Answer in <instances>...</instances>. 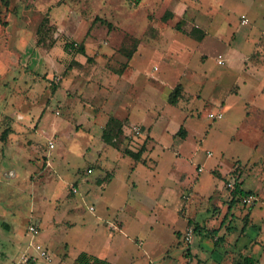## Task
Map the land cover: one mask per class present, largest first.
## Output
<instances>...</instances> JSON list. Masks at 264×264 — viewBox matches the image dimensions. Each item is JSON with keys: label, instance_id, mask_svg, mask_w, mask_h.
I'll use <instances>...</instances> for the list:
<instances>
[{"label": "rangeland", "instance_id": "1", "mask_svg": "<svg viewBox=\"0 0 264 264\" xmlns=\"http://www.w3.org/2000/svg\"><path fill=\"white\" fill-rule=\"evenodd\" d=\"M109 117L119 149L101 137ZM4 130L0 264L241 262L262 248L264 0L0 1ZM142 144L145 162L122 152ZM235 174L256 200L228 209Z\"/></svg>", "mask_w": 264, "mask_h": 264}, {"label": "trees", "instance_id": "2", "mask_svg": "<svg viewBox=\"0 0 264 264\" xmlns=\"http://www.w3.org/2000/svg\"><path fill=\"white\" fill-rule=\"evenodd\" d=\"M0 1L6 6L9 4V0H0ZM166 14L162 16L163 19H167L169 17ZM50 26L51 25L49 23V18L46 15L41 20V22L39 23L37 30H36L37 44H43V42L45 40L46 30H48V28H50ZM176 29L180 30L179 22L176 24ZM194 30L198 31L201 29L196 26V27H194V29H192V31L190 33H193ZM198 37L201 38V35ZM64 48L74 50L77 53L84 54L83 46L75 43L74 41L66 42L64 45ZM132 52L133 51L129 50V51L124 53V55L126 56L127 59L131 58ZM87 60H89V57L87 58ZM180 88H181L180 85L175 86L173 88V90L171 91V93L169 94L168 102L170 104H172V105L176 104L177 99L180 96ZM123 125L124 124L120 119H117L116 117H109L105 123V126L102 129V132H101L102 140L106 144H108V145H110L116 149H119L120 138L124 132L123 131ZM184 132H185V129L181 125L176 133L183 136ZM6 134H7V131L4 130L0 135V139L5 140ZM145 150H146L145 144H142L140 146V148L137 150L124 148L122 152H123V154L132 157L134 160L145 162V160L142 159V154ZM231 180L233 181L234 188L230 193L232 199L230 200V205H229L228 209L231 207V205L233 203L238 201L239 197L250 192V191H245L244 189H242L241 181H239L238 174L232 175ZM197 229H198V226L195 225L194 230H197ZM242 263L243 264H253V259L251 257H244ZM71 264H111V262L109 260H107L106 258H101V257L95 256V255L89 254L86 251H80L76 255V257L74 258V260ZM238 264H241V262Z\"/></svg>", "mask_w": 264, "mask_h": 264}, {"label": "built area", "instance_id": "3", "mask_svg": "<svg viewBox=\"0 0 264 264\" xmlns=\"http://www.w3.org/2000/svg\"><path fill=\"white\" fill-rule=\"evenodd\" d=\"M219 62H222V59H219L218 60ZM209 117H211V118H221L222 117V113L221 112H217V113H209ZM50 145L52 146V143H50ZM90 170V169H89ZM199 170H200V168H199ZM227 186L229 187V189H230V191H232L233 190V188H234V184H233V181H229L228 183H227ZM73 190L74 191H76V188L74 187L73 188ZM241 200L243 201V202H246L247 204H251V203H253L255 200H256V196H254L253 194H251V193H248V194H245V195H242L241 196ZM114 228L116 227L117 228V226H115V225H112ZM28 233H29V235L31 236V237H35L37 234H38V231H39V229L36 227V226H34V225H29L28 227ZM189 234L190 233H188L187 234V236H186V238H189ZM31 245H32V247L34 248V250L37 252V256H39V257H41V258H48L49 257V255H48V251H47V249H45L40 243H37V242H35V243H33V242H31ZM23 256V255H22ZM33 256V259L35 258V256L34 255H32ZM29 258H31L29 255L28 256H23L18 262H16L15 264H25V263H27V261L29 260Z\"/></svg>", "mask_w": 264, "mask_h": 264}, {"label": "crops", "instance_id": "4", "mask_svg": "<svg viewBox=\"0 0 264 264\" xmlns=\"http://www.w3.org/2000/svg\"><path fill=\"white\" fill-rule=\"evenodd\" d=\"M78 62L79 63H81V61H80V59L78 60ZM125 72V71H124ZM124 72H122V74L121 75H123V73ZM222 116H223V114H222ZM207 154L208 155H211L212 153H211V151H207ZM199 168L200 167H198L197 168V170H199ZM201 169V168H200ZM255 203V202H254ZM253 203V204H254ZM252 204V203H251ZM250 205V204H249ZM192 237V236H191ZM257 240H258V242H260L261 243V245H262V248L261 249H256L255 250V252H253V247L250 249V252L246 255H244L243 257H251L252 259H253V264H262V262H261V259L262 258H264V225H262V227H261V230H260V233H259V235H258V237H257ZM32 254H34V255H37L36 254V252L34 253V252H32ZM106 258V257H105ZM107 259V258H106ZM74 260V259H73ZM108 260V259H107ZM73 262V261H72ZM71 262V263H72ZM243 262V260L241 261V264H243L242 263ZM70 263V264H71ZM238 263H240V261H238L236 264H238Z\"/></svg>", "mask_w": 264, "mask_h": 264}]
</instances>
